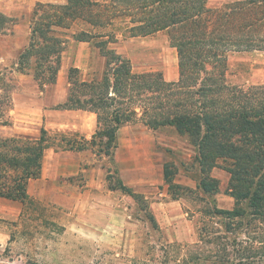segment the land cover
Here are the masks:
<instances>
[{
	"label": "trees",
	"instance_id": "obj_1",
	"mask_svg": "<svg viewBox=\"0 0 264 264\" xmlns=\"http://www.w3.org/2000/svg\"><path fill=\"white\" fill-rule=\"evenodd\" d=\"M121 2L126 7L109 11V15L107 9L97 8L89 22L91 30L71 34L76 41H88L97 48L105 67L102 73L93 72L86 78L77 67H69L67 99L56 108L94 112L96 128L91 138L68 137L61 131L49 134L42 126L37 136H0V197L27 200L29 181L39 177L48 148H90L98 158H112L122 125L139 121L152 130L167 127L194 148L199 174L196 187L204 195L219 189L217 180L206 176L211 169L218 167L229 175L225 193L233 198V204L225 209L211 203L202 210L212 225L205 224L204 230L211 228L205 234L197 228V238L212 245V253L207 250L195 257L213 264H254L260 252L264 261V84L241 86L225 78L228 54L264 51V0H236L215 10L207 7V0ZM91 5L103 3H37L17 69L32 72L41 88L55 83L66 42L61 29L72 25L69 20L75 18L77 9ZM123 16H132L123 31L128 36L173 31L171 46L177 50L179 68L176 80H165L161 72H134L130 62L109 47L117 41L120 28L98 29L115 26L113 19ZM11 24L13 19L0 12V32ZM13 91L12 79L0 70L2 125L10 122ZM174 173L168 163L163 165L165 180ZM114 187L138 203L144 202L121 179ZM149 219L156 223L151 214Z\"/></svg>",
	"mask_w": 264,
	"mask_h": 264
},
{
	"label": "rangeland",
	"instance_id": "obj_2",
	"mask_svg": "<svg viewBox=\"0 0 264 264\" xmlns=\"http://www.w3.org/2000/svg\"><path fill=\"white\" fill-rule=\"evenodd\" d=\"M32 1L29 5L28 0H0V12L13 19V24L0 32V70L14 83L13 105L8 114L10 122L0 124L2 137L37 136L41 125L26 122L21 111L31 99L39 96L45 100V106L51 107L55 83L41 88L32 72L18 70L17 64L19 53L29 40L36 3L63 4L64 0ZM93 1L103 5L77 9L75 18L69 20L72 25L61 29L67 39L62 52V69L57 75L61 90L67 89L68 67L80 62L76 59L79 52L88 55L86 64L79 67L82 78L104 70L105 61L99 50L86 41L84 50L78 49L79 44L71 34L81 29L91 30L89 22L95 18L97 8L107 9L109 15V11H121L126 6L121 0ZM232 1L236 0H207L206 5L215 10ZM131 17L115 18V26L98 30L120 28L116 30L117 41L112 49L130 62L134 72H161L165 80H176L179 68L177 50L171 46L173 31L128 36L123 31L126 25L130 26ZM225 78L228 83L241 86L264 84V51L228 54ZM125 126V130L140 132L148 138L141 148L146 157L133 160L126 153L119 160L115 156L102 157L96 164L103 170L101 188H93L88 193L82 189V197L78 194L72 200L73 186L81 187L87 179V173L79 172L75 177L57 179V185L48 180L31 182L24 202L0 197V264H213L195 257L209 250L212 253V245L198 241L197 228L204 234L211 229L206 226L208 231L204 230L206 223L212 224L210 217L202 213L211 203L219 208L232 206L233 199L225 193L229 175L221 168L211 169L206 176L217 180L219 189L210 196L204 195L196 187L199 174L196 173L195 152L186 138L167 127L152 130L139 121ZM71 134L67 133L68 137ZM165 163L175 172L169 179L156 185L131 186L144 202L138 203L114 187L117 179L128 180L121 169L133 174L135 179L150 167L148 174L155 177L157 166ZM133 168H137V173ZM171 191L176 194L168 193ZM59 193L63 196L60 200L50 199L54 194L60 196ZM150 214L155 224L150 221ZM256 255L254 264H264L259 258L260 252Z\"/></svg>",
	"mask_w": 264,
	"mask_h": 264
},
{
	"label": "crops",
	"instance_id": "obj_3",
	"mask_svg": "<svg viewBox=\"0 0 264 264\" xmlns=\"http://www.w3.org/2000/svg\"><path fill=\"white\" fill-rule=\"evenodd\" d=\"M28 2L29 5L33 3L32 0H28ZM47 3L56 4V2H51V1ZM76 42H78L79 44L78 49L84 50V47H86L84 45L85 44L84 41H76ZM112 44L113 43L109 44L110 48H112ZM62 54L63 53H61V59H62ZM87 56L88 55L85 54L84 52L77 53L76 59L80 61L79 64L75 63V66H69V67H77L79 69V67L84 66V64H86L85 59L87 60ZM60 67L61 68H59L58 70L59 73L61 72L62 69L61 62H60ZM56 79L57 81L55 80L52 97L50 99L51 107L45 106V100H43L42 97L39 96L36 98V100L31 99L29 104L23 108V110L21 111V117L26 122L33 123L36 125H41L48 132L51 130L61 131L64 133L76 134V137H83L85 139H90L96 128V114L94 112L82 110V109H57L56 106L64 103L67 99L69 83H68V79L66 78L67 89L66 91L61 90L60 88L61 82L57 77ZM126 124L122 125L117 130V135H116L117 147L114 151L113 157L115 156L119 160L122 158L124 153H126L127 156L133 160H136L137 158L141 159L146 157L145 151L144 150L141 151V148L144 147L143 144L148 140V138L144 135H140V132L134 133L125 130L124 128L126 127L125 126ZM101 158H98L97 155H95V153L90 148L83 150H64V151H55L54 148H48L43 156L41 172L39 177L30 180L28 187L31 182L35 183V182H42L45 180H48L53 185H57V179L59 178H71V177H75L79 172H85L87 173V179L85 183H83L81 187L73 186V192H72L73 194L72 200H74L78 196V194L80 197H82L80 193L82 189L84 193H88L90 192L91 189L101 188L103 185V181H104L103 170L97 167L96 165L97 161L100 160ZM149 165H151V163H149ZM133 169L134 170L136 169V173H137V168H133ZM150 169L151 168L149 167L147 170L144 169L141 173L139 172L141 174V177L135 179H133L134 178L133 174H130L129 172H126L125 170L121 169L122 172H125V174H123L124 175L123 177L128 179V180L125 179V181L122 179L121 180L125 185L129 187L138 186L142 184L156 185L162 183L165 180L163 178V165H160L159 167L157 166L155 177H152L150 176V174H148V172H150ZM62 197H63L62 194H60V196L54 194V196L50 197V199L54 201H58ZM64 199H66V197H64ZM225 209H229V208H225Z\"/></svg>",
	"mask_w": 264,
	"mask_h": 264
}]
</instances>
